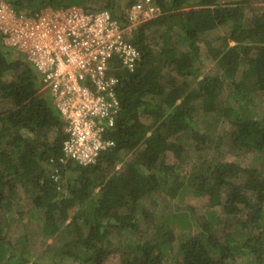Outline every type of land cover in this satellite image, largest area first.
Returning a JSON list of instances; mask_svg holds the SVG:
<instances>
[{
  "label": "trees",
  "instance_id": "obj_1",
  "mask_svg": "<svg viewBox=\"0 0 264 264\" xmlns=\"http://www.w3.org/2000/svg\"><path fill=\"white\" fill-rule=\"evenodd\" d=\"M5 1L16 12H33L72 5L90 9L93 0ZM114 1L100 0L94 10L115 15ZM159 1L165 2L163 14L141 23L129 37L140 60L134 71L118 72L120 110L106 132L114 144L86 165L58 162L65 138L61 112L50 90L40 91L37 70L0 35V264L30 261L27 246L37 231L23 222L22 234H10V226L23 218L25 196L39 213L41 238H63L52 252L47 244L44 264H106L116 252L118 264H231L239 256L245 264H264V177L255 172L241 185L235 180L243 167L233 161L204 159L186 174L165 160L166 150L181 161L185 152L190 155L177 141L183 134L200 152L222 120L232 129L231 147L264 153V113L254 110L253 100L264 96V8L248 17L249 0ZM218 28L226 33L213 35ZM175 30L186 43L180 51ZM156 35L160 42L155 43ZM204 58L221 71L203 75ZM225 85L230 101L219 97ZM129 151L130 157L122 156ZM56 170L63 184L54 179ZM162 185L170 198L208 195L203 219L186 213L163 219L196 226L179 241L173 258L168 247L174 235L168 231L161 240L154 208L144 206ZM124 237L132 239L122 244Z\"/></svg>",
  "mask_w": 264,
  "mask_h": 264
},
{
  "label": "built area",
  "instance_id": "obj_2",
  "mask_svg": "<svg viewBox=\"0 0 264 264\" xmlns=\"http://www.w3.org/2000/svg\"><path fill=\"white\" fill-rule=\"evenodd\" d=\"M127 1L120 16L76 5L33 12L0 5L3 42L37 70L40 91L50 90L61 112L60 165L94 163L114 144L106 132L120 110L118 72L134 71L140 60L129 37L141 23L163 14L159 0ZM57 173L52 175L59 182Z\"/></svg>",
  "mask_w": 264,
  "mask_h": 264
},
{
  "label": "rangeland",
  "instance_id": "obj_3",
  "mask_svg": "<svg viewBox=\"0 0 264 264\" xmlns=\"http://www.w3.org/2000/svg\"><path fill=\"white\" fill-rule=\"evenodd\" d=\"M187 1H191V0H187ZM226 1L228 0H221V2H226ZM127 2H128L127 0H115L113 5V12L118 16L123 15V13L125 12L124 10L128 5ZM161 2L163 3V1ZM23 3H25V1H23ZM89 4L90 6H92L91 9H97L94 7H99L100 0H93ZM0 5L8 6V8H10L9 3L6 2L5 0H0ZM263 8H264V0H249L244 12L246 16L250 17L254 13L261 11ZM44 9L46 10L49 8L46 7ZM178 31H176V35L178 36L174 35L175 38L173 39V41L176 40L175 42L176 48L178 51H180L185 49L186 43L181 38ZM225 33H226L225 28H218L217 30L214 31L213 35H223ZM157 41L160 42V40L158 39V35L155 36V43H157ZM219 42H220L219 40L216 41L217 44ZM233 43H234L233 40L229 41V45H233ZM203 50H205V48H203ZM204 59L206 65L205 68L202 69L203 75L212 76L218 74L221 71L220 66L216 64L214 61H210V59L208 58H204ZM245 80L250 82V80L247 78ZM219 97L223 100L228 99L230 101L231 100L230 86L225 85L221 90ZM253 100H254V110L259 113H264V96L259 94L255 95ZM3 106L4 105H1L0 107L3 108ZM143 119L148 124L152 123V119L150 117L147 118L143 117ZM231 132L232 129L230 128L229 122L226 120H222L218 124V126L215 129H213L212 132H210L211 137L208 141H206L205 148L203 147V149L197 150L200 152H195L194 147L190 145L186 134H183V136L177 138V141L184 147L183 152L187 151L188 154L190 155L186 157V152H185V158L181 161L179 157H176L174 155L173 151L166 150L165 160L168 163L177 164L179 170H182L181 172L186 174H189L190 171L195 170L198 167V164L202 163L204 159L218 158L224 161H233L241 165V167H243L242 171L239 174L240 177L236 178L235 180L236 183L241 185H243L248 179V177H250L252 174L255 175V172L261 177L262 176L264 177V153H260V152L255 153L247 150L238 151L237 148L231 147L229 143ZM183 152L181 153V157L184 155ZM131 155H132V151L122 153V156L124 157H130ZM120 165L121 163L117 164L116 168L120 167ZM252 170L253 172L251 173ZM63 181H64L63 178H60L59 183L63 184ZM166 187L167 186H163L161 189H159V193H153L149 197L145 198L144 206H146L147 207L146 209L148 210L154 208L155 212L153 214V219H154L153 226L158 229V234L159 236H161L160 237L161 240L164 239L163 235L166 234L168 231H171L172 234L174 235V240L170 243L168 247V251L170 253L169 257L173 258L174 256H177L176 249L179 241L187 237L188 235L194 234L196 231V226L192 225L189 228V227L181 226L180 224L175 222L165 223L163 222L164 221L163 219L168 214H176V213L179 214L186 213L190 217L195 216L197 220L203 219L204 215L207 214L209 208L208 195L207 196L197 195L194 194L193 192H186L180 198L178 196H176L175 198H170L169 196H167L168 193ZM31 203L32 201L26 196L21 199L20 208L24 211L22 214L23 218L21 222L14 223L10 226V234L12 238L14 235L22 234L25 231L24 230L25 227L24 225H22L23 222L27 223L28 225L27 228H29L31 232L37 231V235L34 234L32 236V239H30V241L28 242L27 248L31 252V256H30V261L27 264H44L45 256H47L45 255L46 254L45 249L49 247L47 244L48 243L52 244L51 248L49 247L50 251L52 252L53 249L57 248V246L60 245L63 238L55 239V241H52L51 238H46V239L41 238V235L38 234L40 233L38 232L39 219L37 220V218L39 217L38 215L39 213L37 209L33 208ZM215 209L220 213L218 208ZM69 220L70 219L68 218L66 222H68ZM148 232L156 235L155 230L149 229ZM130 239H132V237H124L122 239V244L126 243ZM119 262H120V252L111 254L106 260V264H118ZM69 263L70 262H67V264ZM169 263L171 262L169 261ZM231 264H245V262L243 261V258L239 256L236 257Z\"/></svg>",
  "mask_w": 264,
  "mask_h": 264
}]
</instances>
